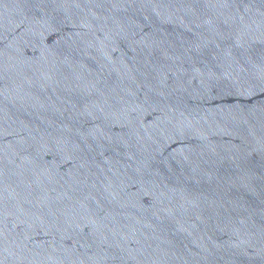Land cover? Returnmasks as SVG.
I'll list each match as a JSON object with an SVG mask.
<instances>
[{
  "label": "water",
  "instance_id": "95a60500",
  "mask_svg": "<svg viewBox=\"0 0 264 264\" xmlns=\"http://www.w3.org/2000/svg\"><path fill=\"white\" fill-rule=\"evenodd\" d=\"M0 264H264V0H0Z\"/></svg>",
  "mask_w": 264,
  "mask_h": 264
}]
</instances>
